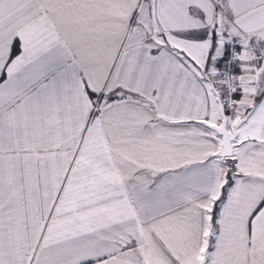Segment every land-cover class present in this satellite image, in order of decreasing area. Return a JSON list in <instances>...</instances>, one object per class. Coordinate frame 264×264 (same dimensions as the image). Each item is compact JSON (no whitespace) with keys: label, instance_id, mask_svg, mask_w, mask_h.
Returning <instances> with one entry per match:
<instances>
[{"label":"snow or ice","instance_id":"1","mask_svg":"<svg viewBox=\"0 0 264 264\" xmlns=\"http://www.w3.org/2000/svg\"><path fill=\"white\" fill-rule=\"evenodd\" d=\"M0 264H264V0H0Z\"/></svg>","mask_w":264,"mask_h":264}]
</instances>
